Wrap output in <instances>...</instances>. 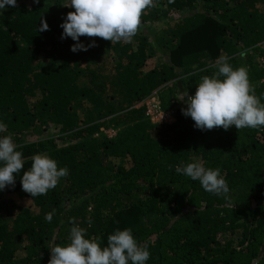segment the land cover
I'll return each mask as SVG.
<instances>
[{"label": "trees", "instance_id": "16d2710c", "mask_svg": "<svg viewBox=\"0 0 264 264\" xmlns=\"http://www.w3.org/2000/svg\"><path fill=\"white\" fill-rule=\"evenodd\" d=\"M200 1L154 0L131 43L81 37L97 46L76 53L75 41L61 39L60 25L74 11L68 0H17L2 11L0 122L7 131L0 136L11 134L24 168L14 174V187L0 190V264H48L50 249L69 243L73 218L102 248L110 234L130 228L150 252L146 264H264V127L202 131L181 112L182 93L194 95L222 55L233 68L246 69L264 103L257 47L264 40V0ZM41 17L50 30L39 31ZM106 52L114 58L109 68ZM156 54L163 60L143 72ZM153 94L162 110L174 111V121L152 123L137 106ZM81 98L89 103L82 118ZM51 121L56 132L71 134L66 145L56 143L66 135L48 132ZM104 123L115 136L95 135ZM36 154L67 167L69 175L46 195L31 197L34 208L2 198L23 191L21 176ZM181 162L219 168L227 198L177 174ZM238 228L240 246L224 240Z\"/></svg>", "mask_w": 264, "mask_h": 264}, {"label": "clouds", "instance_id": "9594fccd", "mask_svg": "<svg viewBox=\"0 0 264 264\" xmlns=\"http://www.w3.org/2000/svg\"><path fill=\"white\" fill-rule=\"evenodd\" d=\"M38 4L39 0H33ZM173 2V0H169ZM17 0H0V14L6 7H17ZM66 7L73 8L60 25L63 29L61 39L71 38L73 53L88 51L96 47L93 40L85 45L81 37H99L115 43H131L137 35L141 17L146 9L155 7L154 0H68ZM49 25L41 17L39 31H47ZM229 57H218L212 76H203L198 81L194 95L183 92L182 101L186 107L181 109L185 117L194 121V128L225 131L235 127L257 129L264 127V103L255 95L244 67L233 68ZM223 77V79H221ZM163 118V116H162ZM161 118V119H162ZM161 121V120H160ZM7 131V125L0 122V133ZM170 169L172 166H169ZM24 168L21 151L17 150L11 134L0 136V190L15 186L16 173ZM175 172L199 181L204 191L227 198L229 186L219 168H206L200 162L177 164ZM69 175L67 167L58 168L57 162L44 154L32 157L31 167L21 176L22 190L31 197L46 195L55 189L61 180ZM54 212L45 214L51 222ZM70 228L69 243L50 249L48 264H146L150 259L147 246L140 245L132 230L117 229L107 237V246L101 247L99 238H85L86 229L75 224ZM91 225V221H89Z\"/></svg>", "mask_w": 264, "mask_h": 264}, {"label": "rangeland", "instance_id": "374dc122", "mask_svg": "<svg viewBox=\"0 0 264 264\" xmlns=\"http://www.w3.org/2000/svg\"><path fill=\"white\" fill-rule=\"evenodd\" d=\"M196 4L197 5L201 4V1L197 0ZM111 55L112 54H110L108 52L104 53V59L106 61V65L105 66L107 68H109L110 67V63H112V61H114V58ZM41 60H42L43 63L47 64V57L45 56L44 53L41 54ZM162 60H163V57L161 55H157V54L148 57L145 65L142 68V71L145 72V71L149 70L158 61H162ZM85 65L86 64L83 63V64H81V67H84ZM80 84L86 86L88 84L87 78L84 77L80 81ZM79 102H80L81 106L77 108V112H78V115H79L78 117L82 118V117H85L87 115L88 110H87V108H84V107L88 106L89 103H88L87 100H85L83 98L78 99V103ZM47 129H48V132L55 133V135H59V136L66 135L67 136L66 141H57L56 142L58 146L66 145L67 142H68V138L71 137V134H63V133L61 134V133L56 132L57 131V126H56V122L55 121L49 122L48 125H47ZM112 129H115V128L112 127L111 125H109L108 123H104V124H102V127H100V129L96 133H98V135H103V136H105V135L113 136L114 134L112 132ZM37 137L38 136H36V139H37ZM30 138H34V136H30ZM69 141H70V139H69ZM108 162H118V160L111 159V160H108ZM2 198H12L17 206L34 208L31 196L29 194L25 193L24 191H19V192H16V193H9V194L6 193V194L2 195ZM242 236H243L242 229L238 228L233 233L226 234L225 237H224V240H232L237 246H240ZM23 253H24L23 248L18 249V251H17V255L18 256L22 255Z\"/></svg>", "mask_w": 264, "mask_h": 264}, {"label": "built area", "instance_id": "2783aa9c", "mask_svg": "<svg viewBox=\"0 0 264 264\" xmlns=\"http://www.w3.org/2000/svg\"><path fill=\"white\" fill-rule=\"evenodd\" d=\"M257 47L259 49L258 61L260 65L264 67V40L260 41L257 44ZM137 106L144 107L145 116L152 123L163 125V124H169L172 121H174V111L173 110H162L159 105V100L155 94L147 97L146 99L141 101ZM112 132L114 134L113 136H115L117 130L112 129ZM96 136H98V133H96ZM105 136L112 137L111 135H105Z\"/></svg>", "mask_w": 264, "mask_h": 264}, {"label": "water", "instance_id": "95a60500", "mask_svg": "<svg viewBox=\"0 0 264 264\" xmlns=\"http://www.w3.org/2000/svg\"><path fill=\"white\" fill-rule=\"evenodd\" d=\"M178 84H180V83H178Z\"/></svg>", "mask_w": 264, "mask_h": 264}]
</instances>
